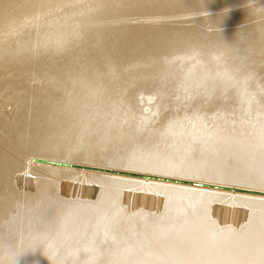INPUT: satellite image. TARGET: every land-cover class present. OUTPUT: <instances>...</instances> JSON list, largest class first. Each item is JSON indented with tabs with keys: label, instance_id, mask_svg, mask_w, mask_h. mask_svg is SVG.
Returning a JSON list of instances; mask_svg holds the SVG:
<instances>
[{
	"label": "bare ground",
	"instance_id": "1",
	"mask_svg": "<svg viewBox=\"0 0 264 264\" xmlns=\"http://www.w3.org/2000/svg\"><path fill=\"white\" fill-rule=\"evenodd\" d=\"M213 185L264 192V0H0V264H264Z\"/></svg>",
	"mask_w": 264,
	"mask_h": 264
},
{
	"label": "rangeland",
	"instance_id": "2",
	"mask_svg": "<svg viewBox=\"0 0 264 264\" xmlns=\"http://www.w3.org/2000/svg\"><path fill=\"white\" fill-rule=\"evenodd\" d=\"M36 160H37L36 157H33L32 156L31 159H30V162L32 164H36V165L38 164V165L51 166V167H55V168H62V169H66V170H80L82 172H90V171H88V169L83 170V169H77V168H72V167H64V166H59V165H51V164H49V163H51L50 161H45L47 163H42V162H40V160L39 161H36ZM53 163H56V162H53ZM114 167L120 168V166L108 165L107 167L106 166H103V168H101L100 170H94V169L93 170H94V172H97L99 174L108 175V176H115L117 174L109 173V172H105L104 171L105 169H112ZM118 170H120V169H118ZM129 177L135 178V179H140V180H145L144 178H139V177H132V176H129ZM147 181L159 182V183H163V184H171V185H176V186H186V184L175 183V182H168V181H162V180H147ZM222 187H224V186H222ZM227 187L228 186H226V188ZM210 189H214L215 191H220V192H224V193H228V194L248 195V197L253 196V197H256L258 199H264V195H263L264 192L262 194H255V193H250L249 194V193H245V192H242V193L241 192H235L233 189H224V188H218V189L210 188ZM240 189H249V190H252V189L247 188L245 186L240 187ZM252 191H254V190H252ZM254 192H256V191H254ZM259 193H261V192H259Z\"/></svg>",
	"mask_w": 264,
	"mask_h": 264
},
{
	"label": "water",
	"instance_id": "3",
	"mask_svg": "<svg viewBox=\"0 0 264 264\" xmlns=\"http://www.w3.org/2000/svg\"><path fill=\"white\" fill-rule=\"evenodd\" d=\"M117 173H120V172H117ZM124 173H120L119 175H123ZM124 175H126V174H124ZM143 178H145V179H153L154 177H151V176H144L143 175ZM158 179H160V178H158ZM160 180H165V181H171V182H175V183H181V181H177V180H169V179H160ZM188 184H190V185H193V186H197V187H201V186H209V185H203V184H201V183H193V182H188ZM213 188H215V189H218V188H221V187H219V186H217V185H213L212 186Z\"/></svg>",
	"mask_w": 264,
	"mask_h": 264
}]
</instances>
